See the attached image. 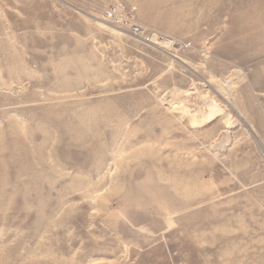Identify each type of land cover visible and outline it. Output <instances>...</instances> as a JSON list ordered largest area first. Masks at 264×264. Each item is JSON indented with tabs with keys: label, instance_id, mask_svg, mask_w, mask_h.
I'll use <instances>...</instances> for the list:
<instances>
[{
	"label": "rangeland",
	"instance_id": "1",
	"mask_svg": "<svg viewBox=\"0 0 264 264\" xmlns=\"http://www.w3.org/2000/svg\"><path fill=\"white\" fill-rule=\"evenodd\" d=\"M0 264H264V0H0Z\"/></svg>",
	"mask_w": 264,
	"mask_h": 264
},
{
	"label": "built area",
	"instance_id": "2",
	"mask_svg": "<svg viewBox=\"0 0 264 264\" xmlns=\"http://www.w3.org/2000/svg\"><path fill=\"white\" fill-rule=\"evenodd\" d=\"M112 11L114 13V12H116V9L112 10ZM119 18L121 19V21H123L128 26L129 32L132 33L134 36L142 37L145 35L144 29L141 26L135 24L134 22H130L128 20V16H126V15L122 16L121 15V16H119Z\"/></svg>",
	"mask_w": 264,
	"mask_h": 264
},
{
	"label": "bare ground",
	"instance_id": "3",
	"mask_svg": "<svg viewBox=\"0 0 264 264\" xmlns=\"http://www.w3.org/2000/svg\"><path fill=\"white\" fill-rule=\"evenodd\" d=\"M198 115H200V114H198ZM198 115H197V116H198Z\"/></svg>",
	"mask_w": 264,
	"mask_h": 264
}]
</instances>
